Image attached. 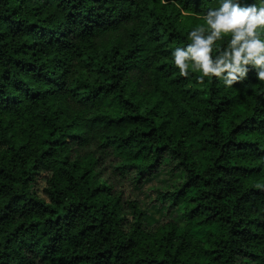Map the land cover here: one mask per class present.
I'll use <instances>...</instances> for the list:
<instances>
[{"label": "trees", "instance_id": "1", "mask_svg": "<svg viewBox=\"0 0 264 264\" xmlns=\"http://www.w3.org/2000/svg\"><path fill=\"white\" fill-rule=\"evenodd\" d=\"M218 3L0 0V264H264V82L171 58Z\"/></svg>", "mask_w": 264, "mask_h": 264}, {"label": "clouds", "instance_id": "2", "mask_svg": "<svg viewBox=\"0 0 264 264\" xmlns=\"http://www.w3.org/2000/svg\"><path fill=\"white\" fill-rule=\"evenodd\" d=\"M187 39L186 46L171 52L181 76H188L191 69L199 73L198 84L216 79L231 88L254 70L264 82V0L248 6H242L241 0H219Z\"/></svg>", "mask_w": 264, "mask_h": 264}]
</instances>
